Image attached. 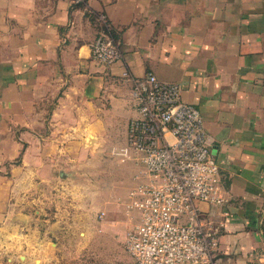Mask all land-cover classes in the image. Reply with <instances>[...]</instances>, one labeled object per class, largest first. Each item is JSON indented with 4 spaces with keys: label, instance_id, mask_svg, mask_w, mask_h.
I'll return each mask as SVG.
<instances>
[{
    "label": "crops",
    "instance_id": "1",
    "mask_svg": "<svg viewBox=\"0 0 264 264\" xmlns=\"http://www.w3.org/2000/svg\"><path fill=\"white\" fill-rule=\"evenodd\" d=\"M102 30L122 51L109 65L90 55ZM125 67L178 82L199 109L227 196L222 206L197 202L222 222L216 256L257 264L264 0H0V253H45L49 238L78 252L97 228L125 240L138 220L125 204L140 166L109 155L136 114Z\"/></svg>",
    "mask_w": 264,
    "mask_h": 264
},
{
    "label": "built area",
    "instance_id": "2",
    "mask_svg": "<svg viewBox=\"0 0 264 264\" xmlns=\"http://www.w3.org/2000/svg\"><path fill=\"white\" fill-rule=\"evenodd\" d=\"M90 55L104 65L122 59L108 30L94 37ZM121 76L131 84L136 114L127 123L126 143L113 145L111 154L140 166L125 204L138 211L125 233L126 252L134 264H220L222 222L206 218L197 202L222 206L227 196L199 109L182 100L178 82L151 71L135 76L127 67ZM257 264H264V255Z\"/></svg>",
    "mask_w": 264,
    "mask_h": 264
},
{
    "label": "rangeland",
    "instance_id": "3",
    "mask_svg": "<svg viewBox=\"0 0 264 264\" xmlns=\"http://www.w3.org/2000/svg\"><path fill=\"white\" fill-rule=\"evenodd\" d=\"M109 155L114 156L111 154V148L109 149ZM122 234L121 230L111 231L97 228L92 234L88 246L83 247L78 252L68 249L69 244L59 250H55V240H50L49 238L45 253L28 251L22 253L21 256L12 255L11 259L8 260L9 254L4 252L3 254L0 253V264H82L84 262L134 264L125 251ZM31 247L33 249V245L29 246V248Z\"/></svg>",
    "mask_w": 264,
    "mask_h": 264
},
{
    "label": "trees",
    "instance_id": "4",
    "mask_svg": "<svg viewBox=\"0 0 264 264\" xmlns=\"http://www.w3.org/2000/svg\"><path fill=\"white\" fill-rule=\"evenodd\" d=\"M82 264H96V263H92V262H84Z\"/></svg>",
    "mask_w": 264,
    "mask_h": 264
}]
</instances>
